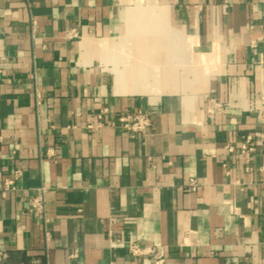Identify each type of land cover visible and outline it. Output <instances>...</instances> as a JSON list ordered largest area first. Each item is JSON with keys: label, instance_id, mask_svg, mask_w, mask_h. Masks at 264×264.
Returning a JSON list of instances; mask_svg holds the SVG:
<instances>
[{"label": "crops", "instance_id": "0c3cea01", "mask_svg": "<svg viewBox=\"0 0 264 264\" xmlns=\"http://www.w3.org/2000/svg\"><path fill=\"white\" fill-rule=\"evenodd\" d=\"M258 135L264 0H0V264H264Z\"/></svg>", "mask_w": 264, "mask_h": 264}, {"label": "built area", "instance_id": "2783aa9c", "mask_svg": "<svg viewBox=\"0 0 264 264\" xmlns=\"http://www.w3.org/2000/svg\"><path fill=\"white\" fill-rule=\"evenodd\" d=\"M211 109H209V112ZM120 126L130 137L144 135L151 127L152 121L151 116L148 113H132L120 117ZM259 138L264 141V136L258 135ZM255 150L254 144L251 137H247L245 142L241 146L242 152H252ZM20 172H16L14 178L5 179L0 187V194L5 196L9 191L15 189V181L19 177ZM198 183L196 179H190L186 187V191H196ZM45 187H40L36 190V194L29 201V212L36 214L40 217L44 224L46 223L45 218ZM45 236L48 237V232L45 230ZM129 252L133 256H148L151 264H165V252L161 247H152L142 249L136 244L130 243L128 246ZM32 264H39L38 261H32Z\"/></svg>", "mask_w": 264, "mask_h": 264}, {"label": "bare ground", "instance_id": "6f19581e", "mask_svg": "<svg viewBox=\"0 0 264 264\" xmlns=\"http://www.w3.org/2000/svg\"><path fill=\"white\" fill-rule=\"evenodd\" d=\"M158 78V77H157ZM155 80V79H154Z\"/></svg>", "mask_w": 264, "mask_h": 264}]
</instances>
